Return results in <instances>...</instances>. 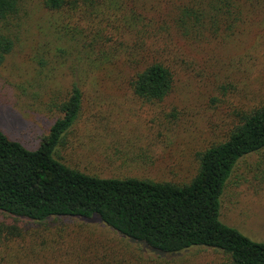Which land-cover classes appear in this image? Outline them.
I'll return each mask as SVG.
<instances>
[{
	"label": "rangeland",
	"instance_id": "obj_1",
	"mask_svg": "<svg viewBox=\"0 0 264 264\" xmlns=\"http://www.w3.org/2000/svg\"><path fill=\"white\" fill-rule=\"evenodd\" d=\"M136 9L152 18L149 30L154 36L166 37L176 72L168 96L150 101L134 93L128 83L131 71L122 63L124 51L109 66L87 57L83 43L93 44L99 53L96 18L78 17L84 39L78 43L76 74L70 68L71 58H64L56 46L61 40L53 26L55 14L42 0H27L15 21L19 25L13 28L15 47L0 66V128L37 148L62 115L55 102L77 80L84 90L82 111L57 156L101 176L191 180L199 170L200 153L227 138L238 113L264 105V26L251 27L227 41L191 42L177 34L171 0H138ZM105 17L101 25L109 33L113 26L108 21L114 19H108V13ZM260 158L252 154L235 167L221 197V220L264 242ZM1 220L22 229L23 237L8 251L23 252L29 259L25 264H223L226 260L222 251L204 246L176 253L155 249L97 215L36 222L0 213ZM67 250L77 251L79 257Z\"/></svg>",
	"mask_w": 264,
	"mask_h": 264
},
{
	"label": "trees",
	"instance_id": "obj_2",
	"mask_svg": "<svg viewBox=\"0 0 264 264\" xmlns=\"http://www.w3.org/2000/svg\"><path fill=\"white\" fill-rule=\"evenodd\" d=\"M26 1L0 0V66L15 47L13 28L19 25L15 21H19ZM42 1L55 14L56 38L62 41L56 44L60 46L58 51L64 58H71L70 68L76 74L78 43L84 39L80 37L84 30L78 26V17L87 21L96 18L99 53L96 55L93 44L83 43L90 51L83 50L87 57L94 64L109 66L114 63L113 57L124 51L126 59L122 63L131 71L128 83L136 95L153 101L171 93L176 72L167 54L166 37L151 33L152 18L136 9L138 0ZM171 1L177 34L191 42L227 41L251 27L264 26V0ZM106 13L108 19H114L108 21L113 26L109 33L103 32L101 25ZM123 38L135 39L126 42ZM83 100V87L73 80L66 94L55 102L62 115L35 149L0 128V213L36 222L97 215L122 234L167 253L204 246L222 251L226 258L223 264H264V242L221 220V197L241 159L260 155L259 176L264 181V105L240 111L227 138L200 153L197 174L179 182L101 176L57 156L58 148L68 143V132L78 121ZM22 237L18 225L0 221V264H25L29 260L20 250L8 251ZM46 244L40 243L43 248ZM66 253L79 257L75 250Z\"/></svg>",
	"mask_w": 264,
	"mask_h": 264
}]
</instances>
